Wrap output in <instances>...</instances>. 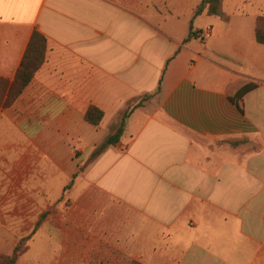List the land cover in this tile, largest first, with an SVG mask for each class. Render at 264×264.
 <instances>
[{
  "label": "crops",
  "instance_id": "1",
  "mask_svg": "<svg viewBox=\"0 0 264 264\" xmlns=\"http://www.w3.org/2000/svg\"><path fill=\"white\" fill-rule=\"evenodd\" d=\"M200 2L0 0V80L34 32L47 42L0 101V257L25 243L14 264H264V0H223L226 20L194 17Z\"/></svg>",
  "mask_w": 264,
  "mask_h": 264
},
{
  "label": "trees",
  "instance_id": "2",
  "mask_svg": "<svg viewBox=\"0 0 264 264\" xmlns=\"http://www.w3.org/2000/svg\"><path fill=\"white\" fill-rule=\"evenodd\" d=\"M223 0H201L200 4L197 6L194 17L201 15L206 12L210 16H218L226 20L222 14ZM195 33L191 30L187 39L192 38ZM196 37V36H195ZM255 39L259 44L264 45V17H259L256 19L255 23ZM47 51V42L44 36L38 32H34L29 44L27 46L26 52L20 64L18 71L16 72L14 81L8 85L0 80V101L4 96L6 100L3 106H9L13 101L22 93L24 88L32 81L38 70L45 62ZM256 87L254 84H249L240 89L233 97H230L231 103L236 105L240 111H242V99L243 97ZM159 92V89H158ZM150 95H146L140 99V101L130 106L126 111L121 114L119 124L114 131V133L108 138V140L97 147L91 154L90 161L93 162L97 159L108 147L116 145L123 135L125 121L130 116L133 109L150 99ZM103 119V113L95 107H90L85 114V121L97 127L100 125ZM21 246L20 244L15 248L11 257H0V264H14L17 257L20 255ZM130 264H137L132 262Z\"/></svg>",
  "mask_w": 264,
  "mask_h": 264
},
{
  "label": "rangeland",
  "instance_id": "3",
  "mask_svg": "<svg viewBox=\"0 0 264 264\" xmlns=\"http://www.w3.org/2000/svg\"><path fill=\"white\" fill-rule=\"evenodd\" d=\"M244 9L245 8H251L249 5L247 6H244L243 7ZM176 32L179 34V35H182V34H185L187 33V31L189 30V26L188 27H185L183 22H181L176 28H175ZM135 103H132L131 106H133ZM90 161V159H89ZM55 183H52V185H54ZM56 184H64L63 182H60V183H56ZM71 185V183H66V188L69 187ZM52 190L54 191H58V189L54 186H52ZM61 191H63L64 189L63 188H60ZM66 192V191H65ZM59 193V191H58ZM20 246H21V250H20V254H22V252L25 250V243H20ZM45 246L43 245H38L37 243L34 244V246L32 247L31 251L29 252V254L27 255V257H36V256H39L41 255L43 252H45ZM13 253V252H12ZM12 255V254H11ZM8 256V257H11Z\"/></svg>",
  "mask_w": 264,
  "mask_h": 264
}]
</instances>
